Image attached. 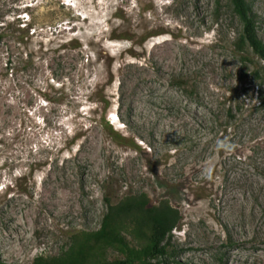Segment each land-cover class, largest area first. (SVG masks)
Instances as JSON below:
<instances>
[{
	"label": "rangeland",
	"instance_id": "obj_1",
	"mask_svg": "<svg viewBox=\"0 0 264 264\" xmlns=\"http://www.w3.org/2000/svg\"><path fill=\"white\" fill-rule=\"evenodd\" d=\"M14 19L31 32L0 42L1 264L61 255L107 196L143 194L182 215L171 262L264 264V62L228 0H0Z\"/></svg>",
	"mask_w": 264,
	"mask_h": 264
},
{
	"label": "trees",
	"instance_id": "obj_2",
	"mask_svg": "<svg viewBox=\"0 0 264 264\" xmlns=\"http://www.w3.org/2000/svg\"><path fill=\"white\" fill-rule=\"evenodd\" d=\"M221 0H218V2ZM234 14L242 24L237 45L242 54L251 51L264 62V40L258 33V20L247 0H228ZM17 19L1 28L0 42L9 28L21 43L31 32V26ZM16 23V25L12 24ZM8 35V36H9ZM244 59L250 60L248 55ZM258 73L264 74L263 69ZM46 99H49L46 96ZM108 210L100 229L96 231H76L72 245L63 254L55 257L39 256L33 264H177L169 260V239L182 220L180 211L168 200L153 204L147 194L126 196L114 202L106 197ZM130 230L133 241H129L126 231ZM114 248L123 253L122 258L111 260L107 250ZM1 264V262H0Z\"/></svg>",
	"mask_w": 264,
	"mask_h": 264
},
{
	"label": "bare ground",
	"instance_id": "obj_3",
	"mask_svg": "<svg viewBox=\"0 0 264 264\" xmlns=\"http://www.w3.org/2000/svg\"><path fill=\"white\" fill-rule=\"evenodd\" d=\"M88 129V128H87ZM64 196H66L65 194H64ZM64 196H60V198H59V200H61V204H64L68 199H67V196H68V194H67V196H66V198L64 197ZM69 203V202H68ZM69 205V204H68ZM63 206V205H62ZM65 206V205H64ZM63 206V207H64Z\"/></svg>",
	"mask_w": 264,
	"mask_h": 264
}]
</instances>
